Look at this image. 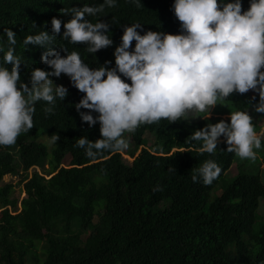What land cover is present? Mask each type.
I'll return each mask as SVG.
<instances>
[{"label":"trees","instance_id":"16d2710c","mask_svg":"<svg viewBox=\"0 0 264 264\" xmlns=\"http://www.w3.org/2000/svg\"><path fill=\"white\" fill-rule=\"evenodd\" d=\"M102 2L0 0V35L5 28L17 34L21 78L30 83L32 68L50 70L42 60L47 46L24 47L26 35L51 34L54 16L71 18L63 8ZM142 2L134 7L118 0L116 6L89 17L110 23L115 43L99 55L89 54L85 43L65 40L63 25L50 46L63 56L68 54L64 47L75 49L91 65L106 57L112 67L125 25L144 23L142 34L174 28V0ZM247 4L250 0H243V7ZM68 89L52 113L44 110L48 102L38 101L34 127L16 144L0 146V264H264V184L243 167L232 183L223 182L224 172L238 156L227 151L225 141L215 153L201 152L202 142L190 136L205 126L202 122L160 121L132 133V163L124 162L120 152L91 159L76 141L82 136L100 138V124L82 120L75 105L85 93L75 86ZM236 106L247 108L241 101ZM146 132L150 138L144 137ZM54 133L60 137L56 143L50 140ZM209 158L220 164L219 178L210 185L194 182L193 170ZM35 168L43 172L30 176ZM20 174L26 197L17 200L12 198L14 185L2 182L7 175ZM157 184L163 185L162 191L153 190ZM220 188L222 195H216Z\"/></svg>","mask_w":264,"mask_h":264},{"label":"clouds","instance_id":"9594fccd","mask_svg":"<svg viewBox=\"0 0 264 264\" xmlns=\"http://www.w3.org/2000/svg\"><path fill=\"white\" fill-rule=\"evenodd\" d=\"M123 1L134 7L143 3ZM117 4L118 0H103L63 8L61 11L70 13L71 18L64 21L54 16L51 34L39 31L26 35L24 47L47 46L42 60L50 66V70L32 68L30 83L21 78L23 58L17 54V34L12 28H5L7 39L0 35V146L16 144L22 133L34 127L38 101L48 102L44 110L52 113L58 98L64 100L68 88L75 86L85 93L75 105L82 120L91 126L97 121L100 124V138L82 136L76 141L75 146L83 148L91 159L105 152L128 156L123 151L133 149L132 133L143 124L202 122L205 126L190 136L202 142L201 152L215 153L221 141H225L227 151L241 160L233 161L224 172L227 178L223 182L232 183L240 176L241 168L247 169V159L264 166L260 159L264 132H260L259 125V119L264 117V0H250V5L244 7L243 0H174L173 30L148 29L142 34L144 23L125 25L121 43L114 50L112 67V60L106 57L98 65H91L75 49L68 51L64 47L68 54L63 56L50 46L61 34L63 25L65 40L85 43L89 54L99 55V51L115 42L109 34L108 21L92 22L89 17ZM61 74H67L72 83L54 84L52 77ZM238 101L247 108L239 109ZM194 113H200V117L207 113L208 118L212 114V119L219 121L199 120L191 117ZM147 134L150 138L147 132L144 137L148 138ZM59 139L58 133L50 136L53 143ZM232 168L239 173L230 180ZM221 172L220 164L209 158L193 170L192 180L210 185ZM153 190L162 191L163 185L157 184ZM217 191L222 195V188Z\"/></svg>","mask_w":264,"mask_h":264},{"label":"rangeland","instance_id":"374dc122","mask_svg":"<svg viewBox=\"0 0 264 264\" xmlns=\"http://www.w3.org/2000/svg\"><path fill=\"white\" fill-rule=\"evenodd\" d=\"M54 84L56 85H60L63 84L65 86H67V84L72 83L69 76L67 74H61V76L59 77H52ZM218 104L219 101H218ZM191 117H195V118H199V120H206L208 119L209 122L211 123H216L219 120L214 121L212 118H215L214 116H211L208 118V114L204 113V116L200 117V113H194L193 115H191ZM205 117V118H203ZM259 125H262L261 131L260 132H264V117L262 119H259ZM149 135L147 134V137ZM149 138V137H148ZM48 142V141H47ZM124 153H128L127 155H124V161L126 163H132L134 157L130 154L131 153V149L127 148L126 150L123 151ZM260 159L264 160V151L260 153ZM241 161L240 159H236L235 162ZM244 166L248 169V173L251 174H256L259 175L261 177L262 182H264V166H260L258 164L257 161L252 162L250 159H247L244 162ZM47 167V166H46ZM34 171H38L39 173H42L43 171L41 169H31L29 174L30 176H32V173ZM239 171L237 168H232L231 169V173H230V180L236 178V176L238 175ZM23 179V177L20 175H8L4 178V182H2V184H12L14 185V194L12 198H16L17 200H22L24 197H26L25 192H24V187L23 184L20 183V181ZM220 192L216 191V195H219ZM260 214L264 217V202H261V208H260ZM97 221V220H96ZM260 226V225H259ZM258 225L256 226V228L254 227V230L257 231Z\"/></svg>","mask_w":264,"mask_h":264}]
</instances>
